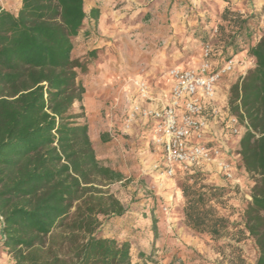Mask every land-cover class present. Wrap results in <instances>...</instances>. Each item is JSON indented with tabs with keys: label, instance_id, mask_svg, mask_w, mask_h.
I'll list each match as a JSON object with an SVG mask.
<instances>
[{
	"label": "trees",
	"instance_id": "obj_1",
	"mask_svg": "<svg viewBox=\"0 0 264 264\" xmlns=\"http://www.w3.org/2000/svg\"><path fill=\"white\" fill-rule=\"evenodd\" d=\"M18 13L0 3V216L2 246L16 264H157L140 253L135 262L129 241L97 235L101 217H123L125 206L109 191L126 178L99 160L84 113L74 111L86 89L80 75L86 59L73 58L80 38L92 37L101 16L89 13L86 0H20ZM253 15V16H252ZM256 16L227 7L213 48L221 67L243 51L255 66L230 88L229 111L245 126L237 154L253 177L251 200L241 212V226L222 212L224 191L206 184L208 173L182 176L188 229L213 242L254 240L264 264V34L253 37ZM205 29L194 33L210 45ZM204 33V34H203ZM82 107V106H81ZM106 141V138L103 139ZM157 238L156 224L152 228ZM154 252V251H153Z\"/></svg>",
	"mask_w": 264,
	"mask_h": 264
},
{
	"label": "rangeland",
	"instance_id": "obj_2",
	"mask_svg": "<svg viewBox=\"0 0 264 264\" xmlns=\"http://www.w3.org/2000/svg\"><path fill=\"white\" fill-rule=\"evenodd\" d=\"M129 2L130 1L125 0L115 5L112 12V17L115 20L109 18L107 23V27L111 30V35H108V33L104 34L102 30L97 29V26L95 27L94 23H92L91 27H89L92 30V37L87 40L80 38L73 52V58L75 59H86L90 52H96L95 56L89 58L88 71L80 75V80L84 78L83 81L88 84L90 89L92 86L97 88L100 82L104 83L105 89L109 88L103 91V96L101 98L106 108L109 107L110 102H112L117 95H119L120 98H125L121 103L122 105L119 104L117 108L112 111L113 115L109 117L108 121L116 125L112 133L116 134V136H120L121 140H123V147L128 152V155L124 157L126 164H128L127 170H129L125 171L124 174L126 180L121 183H114L109 187V191L125 206L126 213L123 217H101L102 226L97 233L99 237L105 238L111 235H120V242H122L121 238H128V236L131 235V223L137 226L138 222L142 220V215H145V218H148L151 222L150 228L152 229L155 224L157 225L158 211L167 213L164 211V208H170L174 212L180 205V210L183 214L185 205V200L182 198L179 188L183 181L182 176L168 178L162 175L161 166L160 169H156V165L159 164V152L149 142V137L146 134H142L143 130L140 128V121L138 122L140 118L136 117L133 119L131 117L132 106H134L133 101H135L136 98L133 99V97H130V100L133 101L127 102L126 98L130 94L128 96H123L122 93L124 91H122L123 89L121 87L116 93L110 88L114 75H117V77L123 80L125 79V82H129V80L133 78H135V80H142L148 84L150 92L157 86V75H146L144 69H141L142 63L146 64L148 54H150L147 52L148 50L146 51L148 31L151 30L147 28V26L153 17L149 11H146L147 8L143 9L141 6H139V8H134L133 6L135 5L132 4L130 6ZM2 3L4 6H12V12L18 13L19 6L16 1L3 0ZM189 4L187 0L180 1L179 9ZM245 6V10H251L256 16L252 22H250V26L253 28V37L246 43V47L249 48V46L257 44L264 34V2L260 0H246ZM170 13V11L166 12L167 18L170 17ZM207 21L209 22L211 19ZM169 24H171V22L167 20L164 23V25ZM86 27L88 28L87 25ZM216 27L210 30L205 29L208 31H205L206 34H203L206 36L204 38H206L212 48L215 49L216 54H221L222 48L216 37ZM219 27L220 25L218 28ZM174 29L175 28H172V32L169 33V31H167V33L175 36L176 42L169 44V47L162 42L158 45V49L167 47L165 48L167 54L169 52L172 54L175 49L181 51V53L185 55H183L174 66H163L161 70L162 77L173 67H179L181 65L183 68H193L199 63V59L201 60L203 54L202 46L205 41L202 37L188 40L183 36L188 30L181 33H174ZM244 52L246 51L242 53ZM192 55H196V57H191ZM235 59L236 61L240 60L237 57ZM115 64L118 68L117 74L114 73L115 70H113L112 73L109 70V68ZM251 68H249L247 72ZM105 69H108L109 72L106 73ZM146 71L148 72L149 70ZM234 84H232L231 87ZM132 95L136 96V90L132 92ZM228 98H230V89ZM81 106V104L76 105L74 111L77 113L83 112L85 115V107L82 108ZM90 112L95 113V111ZM103 113L104 112H101L99 115L90 114L91 137L97 156L102 164L120 171L114 165L110 166L109 164H105V159H101L100 156V154L105 151L103 138L101 136L107 134L101 127L102 123H107V119ZM116 115L117 118L119 116V121L117 122ZM122 115L123 118H121ZM124 165L125 163L123 166ZM235 167L236 180L234 182L224 180L213 171L208 172L209 177L205 178V180L206 184L209 186L224 191V203L226 205L223 206L222 212L225 216L229 217L231 225L241 226L242 221L240 215L247 203L251 200L249 194L254 186V179L243 167H241L240 162L235 161ZM197 236L204 247L210 248L209 252L216 251L219 256L216 262L213 263V259L209 257L211 253L204 251L198 253L197 251L195 253H190L192 257L188 258V264H255L257 261V247L254 240L251 238H247L241 243H236L229 239L213 242L207 237ZM136 238L137 237H133V239H130L129 237V240L134 244V247H132L133 260L135 262H142L143 260H140V253H144L146 256L152 255V260L156 262V255L153 252L156 250V239L151 241L154 243L151 245V249L143 251L146 247L143 246V243L140 244L142 240ZM0 252L2 253V255L0 254L1 257L12 261V264H16L14 257L8 254L1 242Z\"/></svg>",
	"mask_w": 264,
	"mask_h": 264
},
{
	"label": "crops",
	"instance_id": "obj_3",
	"mask_svg": "<svg viewBox=\"0 0 264 264\" xmlns=\"http://www.w3.org/2000/svg\"><path fill=\"white\" fill-rule=\"evenodd\" d=\"M17 2L19 8L21 7L20 0H13ZM125 0H86V10L89 13L93 8H97L101 12L100 19L97 24V29L102 30L104 34L108 33L111 35V30L107 27V23L109 18L112 17V12L116 4L119 2H123ZM129 5L133 6L134 8H141L146 9L152 14V20L149 22L147 28L151 29L148 31V37L146 40L147 47L146 51L149 52L148 59L146 64L142 63V68L144 69V73L152 74L154 76L157 75V86L152 89L151 101H142L137 93V88L135 87L134 82L136 81L135 78L130 79L129 82H125V79H121L114 75L110 88L114 90L116 93L120 87L124 91L122 93L123 96H129L126 98L127 102H131L130 97L136 98L133 101L134 105L141 104L145 107L150 108H159L166 105L170 99L171 89H172V82L169 76L166 74L162 77L161 70L163 66L170 67L174 66L179 59L182 58L183 53L179 50H173V53L170 52L167 54L165 48L169 47V44L176 42L175 36L169 35L172 32V28L174 29V33H181L187 31L183 36L184 38L191 40L194 39V33L200 29H211L216 27L219 24L223 23L222 20V13L225 8L231 7L236 8L237 10L245 11V1L246 0H187L189 1V5L186 7L179 9V2L184 0H128ZM255 1V0H254ZM263 1L264 0H260ZM4 9L12 12V6H4L1 3ZM170 11L171 15L167 18L166 12ZM167 18V19H166ZM114 19V18H113ZM211 21H207L210 20ZM115 20V19H114ZM170 21L171 24L164 25L165 21ZM207 21V22H206ZM92 22L87 21L88 28L91 27ZM115 26V23L113 22ZM169 31V33H167ZM168 34V35H167ZM165 43L167 47H163V49H158V45L160 43ZM145 47V46H144ZM159 53V54H158ZM191 57H196V55H192ZM247 57V60H246ZM240 60L237 61V65L234 69V72L229 76L224 78L219 85L217 86V96L214 102L208 103L206 101L205 104L207 105L208 111L210 112L209 122H210V129L209 133L206 136L207 141L209 142H218L221 143L228 151L229 155L235 161L240 162V157L237 154V149L239 146L240 139L244 134V130L242 134L238 137H230L226 134V119L229 114V89L232 84L238 82L242 77L245 76L247 70L251 67H254L256 62L253 57H251L248 52H244L237 56ZM242 61V62H241ZM202 62L199 59V63L194 66L193 68L188 67H181L183 69H197L200 67ZM146 65V66H145ZM149 65V66H148ZM111 66L109 70L111 73L114 71L117 74L118 68ZM146 70H149L148 72ZM106 73L109 72L108 69H105ZM102 72V71H100ZM157 73V74H156ZM161 75V76H160ZM84 78H81V81L86 89V93L84 95L83 102L81 103L82 108L85 107V115L82 119V122H86L89 125V131L91 136V120L89 118L90 114H97L104 112L105 118L107 119V123H102L101 127L104 129V132L107 134L102 135L101 137L106 141L104 142L105 151L100 154L101 159H105V164L114 165L117 169L120 170L121 173L125 174L127 170L128 164H126L124 157L128 155V152L123 147V140H121L120 136H116V134L112 133L114 127L116 126L114 123H110L109 117H112L113 110L117 108V106L124 101L125 98H120L117 95L108 108H106L104 102L102 101V93L103 91L109 89L104 86V83L100 82L97 86L88 87V84L83 81ZM107 87V86H106ZM136 90V96L132 95V92ZM132 91V92H131ZM129 98V99H128ZM120 101V102H119ZM133 107V106H132ZM215 108L218 110L219 114L217 116H213L212 109ZM92 109V110H91ZM90 111H95V113H91ZM86 116V118H85ZM123 118V115L122 117ZM119 116L117 118L116 115V122L119 121ZM140 121V128L143 130V135H147L149 137V142L154 146V148L159 152V164L156 166H162L164 164L163 153L162 151L154 145L155 139V127L154 123L151 120L145 119H138ZM115 122V123H116ZM108 127V128H107ZM92 138V137H91ZM125 165L123 166V164ZM127 173V172H126ZM177 176H183L182 173H178ZM176 176V177H177ZM126 180V179H125ZM237 183V182H236ZM179 208L173 212L172 209L168 208L169 211L167 213H162L158 211L157 213V238L155 240V251L154 254L156 255V263L157 264H188V258H191L192 255L190 253H195L201 251L211 253L210 258L213 259V263L216 262L219 256L216 251H210L209 247H204L201 244L200 239L198 238L197 234L192 232L190 229L187 228L184 220V216ZM129 215V213H128ZM132 217V215L130 214ZM145 215H142V220L138 222L137 226L133 223L131 227V235L128 238H121L122 242L129 241L134 247V244L131 240L133 237H137L140 240V244L143 243L145 246V250L151 249L152 243L151 241L155 239V235L153 230L150 228L151 222L148 218H145ZM136 227V228H135ZM134 228V229H133ZM120 232V231H119ZM122 232V230H121ZM120 235H111L107 238H116L119 239ZM136 238V239H137ZM144 240V241H143ZM0 242L2 243V236L0 235ZM2 255V253L0 252ZM13 262L8 260L7 258L0 256V264H12Z\"/></svg>",
	"mask_w": 264,
	"mask_h": 264
},
{
	"label": "built area",
	"instance_id": "obj_4",
	"mask_svg": "<svg viewBox=\"0 0 264 264\" xmlns=\"http://www.w3.org/2000/svg\"><path fill=\"white\" fill-rule=\"evenodd\" d=\"M3 0H0L2 3ZM217 33V30H215ZM237 65L235 58L221 67L213 62V48L207 45L203 49L202 62L197 69L173 67L167 75L172 82L168 103L159 108L145 107L136 104L132 108L131 117L151 120L155 127L154 145L163 153L164 164L162 175L175 178L194 172H215L226 181L236 180V167L229 151L218 142H209L210 122L207 105L217 96V86L229 77ZM142 101H151L149 86L142 80L134 82ZM213 116L219 114L212 109ZM226 134L238 137L245 131L236 116L230 112L226 119ZM160 166H156V169ZM168 212V208H164ZM4 221L0 216V235L4 240Z\"/></svg>",
	"mask_w": 264,
	"mask_h": 264
}]
</instances>
